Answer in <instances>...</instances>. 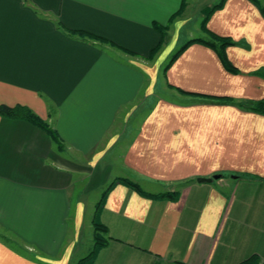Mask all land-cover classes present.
<instances>
[{
    "label": "crops",
    "instance_id": "0c3cea01",
    "mask_svg": "<svg viewBox=\"0 0 264 264\" xmlns=\"http://www.w3.org/2000/svg\"><path fill=\"white\" fill-rule=\"evenodd\" d=\"M193 1L0 0V106L63 146L0 115V264H76L86 219L106 228L92 264H264V114L239 106L264 98V1ZM201 10L237 71L193 42L160 72L155 25L209 39ZM116 178L142 192L100 204Z\"/></svg>",
    "mask_w": 264,
    "mask_h": 264
},
{
    "label": "trees",
    "instance_id": "16d2710c",
    "mask_svg": "<svg viewBox=\"0 0 264 264\" xmlns=\"http://www.w3.org/2000/svg\"><path fill=\"white\" fill-rule=\"evenodd\" d=\"M254 3H258L257 0H252ZM224 0H219L218 2L212 4L208 9H205V19L217 8H219L223 4ZM260 12L264 16V3L259 5ZM204 23L202 21V27ZM158 30L160 31V41L157 45V47L151 52V55L160 48L161 44L163 43V40L167 37V34L164 30V28L160 27L159 25H155ZM203 29H205L203 27ZM206 30V29H205ZM72 34H77L78 36H88L91 38H94L95 40H101L99 37L93 36V35H88L85 32L82 31H69ZM207 34L210 36L209 39H203V38H193L189 39L187 42H185L181 47H179L173 55L170 57L168 60L167 64L165 65L164 69H166L171 62L177 57V55L184 50L190 43L193 42H199L202 44H205L206 46L210 47L211 49L215 50L218 56L220 57L222 63L231 72H236V68L228 61L226 54H225V48L228 45L233 44V42L230 40L228 37H221L218 36L214 33H212L209 30H206ZM102 41V40H101ZM150 55V56H151ZM179 92L181 93H186L180 89H178ZM239 106L254 111L258 112L261 114H264V98L256 100V101H246L244 103H240ZM0 115L2 116H7L10 118H20L27 120L31 122L32 124L42 128L43 130L48 133V135L51 137V139L54 141L58 149H62V143L56 134V132L42 119H40L38 116H36L33 112H31L27 107L25 106H16V107H4L0 106ZM117 182H121L124 184H127L131 186L132 188L142 192V190L138 187V185L135 182H132L129 179L126 178H116L111 181V183L106 187L105 191L102 193L101 198L99 203L101 204L106 192ZM93 247L90 250V252L84 256L83 258L79 259L76 264H92L94 255L96 251L105 244L106 238L102 235V233H105L106 228L103 224L100 222H97L96 220L93 221ZM237 264H248L247 260L241 261Z\"/></svg>",
    "mask_w": 264,
    "mask_h": 264
},
{
    "label": "rangeland",
    "instance_id": "374dc122",
    "mask_svg": "<svg viewBox=\"0 0 264 264\" xmlns=\"http://www.w3.org/2000/svg\"><path fill=\"white\" fill-rule=\"evenodd\" d=\"M217 1H219V0H198V1L194 0L192 2V7L199 4V6L203 5L205 9H208L212 4L216 3ZM259 1L263 2L264 0H259ZM193 10L194 9L192 8V11ZM202 13L203 12L201 10V18L199 20V23H198V21L195 23L199 24V28H200V31H202V34L209 38L210 36L207 34V32L202 27V19H203ZM192 16H193V14H192ZM192 24H194V20H192V23L189 24L187 29L193 31L194 26ZM181 35H183V32L181 33ZM170 41H171L170 35L167 34V37L163 40V43L161 44L160 48L157 49L151 55L150 58H148L149 60H152L155 63H156V61L160 62V66H159L160 72L163 71L164 66L167 64L168 60L173 55V53L177 50V47H178L176 45L174 47H172V43H169ZM164 44H166L165 48H164ZM94 198H97V197H94ZM88 214H90V213H88ZM102 235L104 237H106L105 233H102ZM14 246L17 247V245L15 243H14ZM78 247L79 248H78L77 253H76L77 258H81V257L87 255L93 247V228H92L91 224L88 223L87 219L85 220L84 225L81 229L80 243H79ZM76 254H74V255H76Z\"/></svg>",
    "mask_w": 264,
    "mask_h": 264
},
{
    "label": "water",
    "instance_id": "95a60500",
    "mask_svg": "<svg viewBox=\"0 0 264 264\" xmlns=\"http://www.w3.org/2000/svg\"><path fill=\"white\" fill-rule=\"evenodd\" d=\"M219 177H220L219 174H215V175H213L212 177H209V178H206V177H199V178H197V181H199V182L211 181L212 179H214V178H219Z\"/></svg>",
    "mask_w": 264,
    "mask_h": 264
}]
</instances>
